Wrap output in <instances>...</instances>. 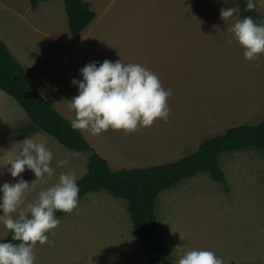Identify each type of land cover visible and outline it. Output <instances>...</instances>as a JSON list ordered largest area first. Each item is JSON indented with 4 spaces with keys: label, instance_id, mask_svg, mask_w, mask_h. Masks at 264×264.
Listing matches in <instances>:
<instances>
[{
    "label": "rangeland",
    "instance_id": "obj_1",
    "mask_svg": "<svg viewBox=\"0 0 264 264\" xmlns=\"http://www.w3.org/2000/svg\"><path fill=\"white\" fill-rule=\"evenodd\" d=\"M95 13L79 40L70 37L62 0L39 3L0 0V40L24 68L43 98L70 122L72 79L92 61L139 64L171 90L167 120L157 118L133 132L80 131L112 170L143 168L178 160L202 140L242 124L264 120V54L247 61L232 39L238 13L223 20L229 0H83ZM247 1V0H246ZM264 16V0H254ZM232 41L229 43V41ZM26 138L44 141L55 173L24 193V208L41 190L74 171L80 179L87 155L62 147L33 128L20 106L0 91V185L36 177H11L8 169ZM67 158L66 166L57 161ZM226 184L200 173L163 192L157 202L159 231L168 264L193 249L209 250L223 264H264V152L222 154ZM18 218L19 209L12 214ZM0 224V241L8 235ZM53 243L34 248L35 264H147L142 240L132 229L126 203L105 192L90 193L46 233Z\"/></svg>",
    "mask_w": 264,
    "mask_h": 264
},
{
    "label": "clouds",
    "instance_id": "obj_2",
    "mask_svg": "<svg viewBox=\"0 0 264 264\" xmlns=\"http://www.w3.org/2000/svg\"><path fill=\"white\" fill-rule=\"evenodd\" d=\"M228 2L224 0L225 4ZM254 7V0H247L246 9L250 11ZM238 12V6L222 8L220 16L227 20ZM230 32L243 49L245 60L255 61L264 54V22L257 23L251 16H245L233 23ZM78 71L82 79L71 81L78 94L68 104L75 114L70 122L73 130L91 135L109 129L127 133L149 127L157 118L167 120V98L172 95L171 90L166 91L159 77L141 65L123 63L120 59L92 61ZM52 160L53 152L44 141L26 138L16 157L7 163L11 177L16 178L27 169L36 179L31 184L21 178L0 185V224L11 233L10 241H0V264H35L37 243H53L46 233L60 224L56 211L71 213L77 208L80 189L78 177L71 170L61 173L57 183L41 190L34 203L20 208L26 190L34 188L37 181L46 183L45 177L54 175ZM68 163L67 158L58 160L57 167ZM18 209V218H14L12 214ZM178 264H223V260L213 251L193 249L185 252Z\"/></svg>",
    "mask_w": 264,
    "mask_h": 264
},
{
    "label": "trees",
    "instance_id": "obj_3",
    "mask_svg": "<svg viewBox=\"0 0 264 264\" xmlns=\"http://www.w3.org/2000/svg\"><path fill=\"white\" fill-rule=\"evenodd\" d=\"M47 0H30L34 11ZM70 37L79 40L95 13L83 0H62ZM246 0H233L239 7L240 19L251 16L264 22L255 9H246ZM0 91L11 97L24 111L33 128L48 135L62 147L87 155L86 173L78 179L79 202L90 193L105 192L126 203L132 229L142 240L147 264H168L165 245L159 231L156 207L159 196L182 181L200 173L221 185L226 177L219 165L222 154L241 151L264 152V120L257 125L242 124L201 141L195 151L176 161L143 168L112 170L105 159L98 156L79 130L63 117L37 90L24 68L0 40ZM68 213L56 211L57 219ZM11 233L2 241H10ZM15 243V242H14Z\"/></svg>",
    "mask_w": 264,
    "mask_h": 264
}]
</instances>
